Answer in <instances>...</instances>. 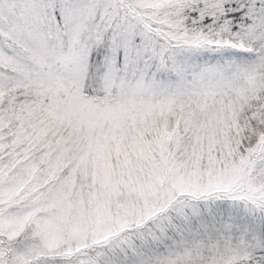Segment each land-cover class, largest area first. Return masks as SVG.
Segmentation results:
<instances>
[{
	"label": "snow or ice",
	"instance_id": "obj_1",
	"mask_svg": "<svg viewBox=\"0 0 264 264\" xmlns=\"http://www.w3.org/2000/svg\"><path fill=\"white\" fill-rule=\"evenodd\" d=\"M0 264H264V0H0Z\"/></svg>",
	"mask_w": 264,
	"mask_h": 264
}]
</instances>
